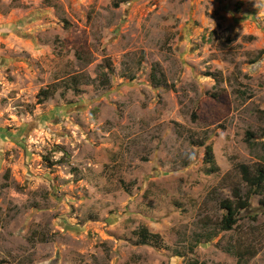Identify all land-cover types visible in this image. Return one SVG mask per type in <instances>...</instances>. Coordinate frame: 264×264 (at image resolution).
<instances>
[{
  "label": "rangeland",
  "instance_id": "374dc122",
  "mask_svg": "<svg viewBox=\"0 0 264 264\" xmlns=\"http://www.w3.org/2000/svg\"><path fill=\"white\" fill-rule=\"evenodd\" d=\"M240 165L264 0H0V264H264V195L220 227Z\"/></svg>",
  "mask_w": 264,
  "mask_h": 264
},
{
  "label": "trees",
  "instance_id": "16d2710c",
  "mask_svg": "<svg viewBox=\"0 0 264 264\" xmlns=\"http://www.w3.org/2000/svg\"><path fill=\"white\" fill-rule=\"evenodd\" d=\"M116 7L117 4H116ZM160 79V77H158ZM44 99H48L49 95L47 90L40 93ZM42 100V101H43ZM251 137V136H249ZM204 160L210 165V171L215 172L213 152L210 146L205 149ZM238 171L241 175L242 181L246 184L248 191L242 195L239 189H233V200H224L220 202V207L225 211L220 227L224 232L231 231L233 227L238 223L240 214L246 211L250 206V200L253 196L264 195V168L256 169L254 173H251L249 168L245 165L238 166ZM262 208H264V199L259 201ZM138 236V243L142 245H153L158 248H162V240L159 235L151 234L147 229L141 228L136 233Z\"/></svg>",
  "mask_w": 264,
  "mask_h": 264
}]
</instances>
